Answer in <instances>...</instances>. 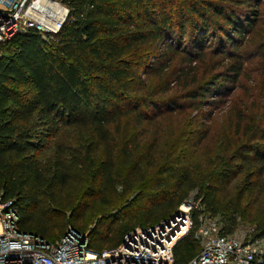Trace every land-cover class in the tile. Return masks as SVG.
<instances>
[{"label":"trees","instance_id":"obj_1","mask_svg":"<svg viewBox=\"0 0 264 264\" xmlns=\"http://www.w3.org/2000/svg\"><path fill=\"white\" fill-rule=\"evenodd\" d=\"M62 1L69 19L54 38L27 29L0 43V195L18 207L19 230L55 241L71 226L100 252L119 245L129 231L169 217L195 192L193 229L174 246L175 264H186L200 250L194 231L204 216H219L227 234L238 230L244 192L226 198L225 183L244 171L264 181V108L236 110L233 124L243 137L208 174L195 175L191 159L207 129L193 142L153 146L144 158L131 140L119 148L116 135L127 116L139 125L188 108L203 112L209 97L239 82L250 49L264 75V0ZM178 57L186 66L176 70ZM207 57L217 59L210 71L219 70L200 82L196 62ZM175 83L180 88L172 94ZM36 125L53 137L65 134L63 128L87 130L102 147L92 175L111 209L90 231L82 214L66 215L78 205L66 194L74 167L66 144L58 142L52 165L42 163L34 154L43 146ZM158 153L164 162L148 177ZM254 237H264V224ZM257 264H264V255Z\"/></svg>","mask_w":264,"mask_h":264},{"label":"rangeland","instance_id":"obj_2","mask_svg":"<svg viewBox=\"0 0 264 264\" xmlns=\"http://www.w3.org/2000/svg\"><path fill=\"white\" fill-rule=\"evenodd\" d=\"M227 48H230L229 44H227ZM255 53L250 49V52L245 55L247 59L246 69L239 82L235 85L230 83L227 86L228 90L221 97H209L210 101H208L212 104L206 106L203 112H198L195 108H188L173 114L159 115L157 119L139 125L130 116L124 117L121 122V132L116 135L119 148L131 140L139 144L136 156L144 158L153 146L166 147L167 143H171L175 139L191 140L193 142L202 133L203 129H207L208 135L196 147L191 159L196 166L197 173L195 175L215 171L222 163L223 154H231L237 138L243 137L237 134L236 126L233 124L236 121V110L242 109L244 112L251 113H261L263 111L264 75L258 69L257 58L253 57ZM216 61V58L211 60V57H207L205 60L196 62L195 71L197 72L198 81L207 80L219 70L210 71L211 64ZM182 66H186L183 57H178L172 68L179 70ZM189 78L191 80L193 75H190ZM172 85L174 89L170 93H177L176 91L180 88V85L177 83ZM182 102L187 103L186 101ZM63 131H65V134L53 137L47 134L41 126L36 125L35 132L43 146L34 154L42 163L52 165L60 155L61 150L58 149V142L62 141L66 144V158L74 165L72 181L66 189V194L68 192L74 194L75 200L73 203L74 205L78 204L76 207L69 208L66 215L74 217L77 214H82L81 223L87 227V231H90L96 225L98 219L111 209L107 204L108 194L103 195L105 199H102L96 190L98 187L97 179L92 175L94 165L102 156V147H98L97 139L87 130L63 128ZM118 152V164L122 166L123 156L120 154V150ZM230 160H233L236 165L240 163L239 159ZM155 161L156 166L147 170L148 177L157 172V167L164 162V157H161V154L158 153ZM121 170L124 171L125 167H122ZM225 185L222 195L226 198H233L237 192H244L242 214L238 218V230L250 227L256 228V226L264 224V181L262 177L259 175L250 176L247 171H244L231 178ZM194 194L195 192L191 194L189 200L191 203H194ZM169 217L167 216V218ZM165 219L162 217L161 221ZM69 227L71 226H68L67 229Z\"/></svg>","mask_w":264,"mask_h":264},{"label":"built area","instance_id":"obj_3","mask_svg":"<svg viewBox=\"0 0 264 264\" xmlns=\"http://www.w3.org/2000/svg\"><path fill=\"white\" fill-rule=\"evenodd\" d=\"M69 14L70 8L62 0H0V43L27 29L54 38ZM183 203L178 213L137 227L126 233L119 245L97 252L90 249L88 236L73 227L55 241L19 230L18 207L0 195V264H175L174 246L194 225V203ZM223 228L219 216H204L194 231L200 250L186 264L259 263L264 237H254L255 227L230 234Z\"/></svg>","mask_w":264,"mask_h":264},{"label":"water","instance_id":"obj_4","mask_svg":"<svg viewBox=\"0 0 264 264\" xmlns=\"http://www.w3.org/2000/svg\"><path fill=\"white\" fill-rule=\"evenodd\" d=\"M176 213H178V211Z\"/></svg>","mask_w":264,"mask_h":264}]
</instances>
